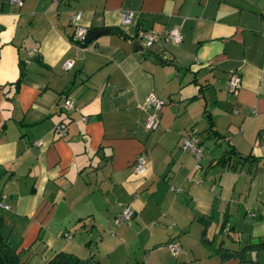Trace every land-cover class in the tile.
Here are the masks:
<instances>
[{
  "label": "crops",
  "instance_id": "1",
  "mask_svg": "<svg viewBox=\"0 0 264 264\" xmlns=\"http://www.w3.org/2000/svg\"><path fill=\"white\" fill-rule=\"evenodd\" d=\"M18 1L0 0V230L11 246L29 264L58 251L85 264H264V249L219 253L264 238V0ZM77 12L88 31L109 29L81 50ZM141 28L155 33L150 48ZM150 94L164 105L147 130ZM189 132L199 168L180 147ZM228 153L233 168L218 162ZM127 205L132 219L116 225Z\"/></svg>",
  "mask_w": 264,
  "mask_h": 264
},
{
  "label": "built area",
  "instance_id": "2",
  "mask_svg": "<svg viewBox=\"0 0 264 264\" xmlns=\"http://www.w3.org/2000/svg\"><path fill=\"white\" fill-rule=\"evenodd\" d=\"M14 3L19 4L20 1L18 0H13ZM80 13L77 12L72 16V22L77 24L79 18H80ZM124 22H128L131 20L133 13L132 12H125L124 14ZM88 32V29L81 26V25H76L75 26V32H74V41L78 43L77 48L81 50L83 48L82 42L85 40V36ZM262 35L264 36V30L262 31ZM137 38L139 41H141L142 46L145 48H150L152 44L156 41L155 33L152 29L148 28H141L137 32ZM168 38L173 42V43H179L182 41V34L180 33L179 29L176 27L171 28L168 31ZM34 51H29L28 52V58L30 59L33 57ZM72 65L71 60H67L63 63V68L67 69ZM240 82L241 79L239 75L236 73H231L228 77L227 81V86L228 90L233 92L237 90L240 87ZM164 105V101L158 97H156L153 94H150L146 99H145V107L148 109H152V112L148 116V119L145 123V128L147 130H152L156 128L159 122V110L161 107ZM62 107L65 110H70L74 108V101L72 97L67 96L62 104ZM83 120H86V118H83ZM57 131L61 136L65 134V130L63 128H58ZM181 149L192 153L195 158H196V164L195 168H199L200 164L199 161L201 157L203 156V151L201 148L200 144V137L197 133L194 132H189L186 134L181 142L180 145ZM134 173L135 174H141L145 167H146V156L144 154H140L137 156L136 160L134 161ZM0 207H3L5 209L8 208L7 205H4L0 202ZM133 209L130 206H123L121 208V211L118 213V215L115 217L114 222L116 225H119L123 222H127L132 219L133 217ZM168 247L172 250L174 254L179 253L180 251V244L178 242H170L168 243Z\"/></svg>",
  "mask_w": 264,
  "mask_h": 264
},
{
  "label": "trees",
  "instance_id": "3",
  "mask_svg": "<svg viewBox=\"0 0 264 264\" xmlns=\"http://www.w3.org/2000/svg\"><path fill=\"white\" fill-rule=\"evenodd\" d=\"M137 35V34H136ZM82 44H86L84 40ZM232 156L228 153L225 156L221 157L218 162L223 165H228V168H233L231 163ZM243 158V157H242ZM210 217L208 215H200L199 220L204 224L203 231V241L205 239V231L209 224ZM3 222V217L0 215V228ZM170 243V242H169ZM264 249V238L257 243H249L237 249L231 248H219V253L222 254L224 258H235L239 257L241 260H246V257L249 253L255 251L258 252ZM88 259H82L70 252L67 251H58L49 257L43 264H85ZM0 264H29L28 259L24 256V253L17 251L13 248L10 242L2 235L0 230ZM137 264H143L139 262Z\"/></svg>",
  "mask_w": 264,
  "mask_h": 264
},
{
  "label": "water",
  "instance_id": "4",
  "mask_svg": "<svg viewBox=\"0 0 264 264\" xmlns=\"http://www.w3.org/2000/svg\"><path fill=\"white\" fill-rule=\"evenodd\" d=\"M109 32V29H96V30H93V31H88L86 36H85V40L87 42H90L91 40H93L94 38H96L99 34H102V33H107ZM134 44H137L138 46V49H142V47L138 44L137 41L134 42Z\"/></svg>",
  "mask_w": 264,
  "mask_h": 264
},
{
  "label": "rangeland",
  "instance_id": "5",
  "mask_svg": "<svg viewBox=\"0 0 264 264\" xmlns=\"http://www.w3.org/2000/svg\"><path fill=\"white\" fill-rule=\"evenodd\" d=\"M238 230L241 232V227H239ZM222 238L225 239V241L227 240L226 243H227L228 245H231V246L236 245V246H237V243L231 241L228 237L225 236V237H222ZM131 264H134V263H131Z\"/></svg>",
  "mask_w": 264,
  "mask_h": 264
}]
</instances>
